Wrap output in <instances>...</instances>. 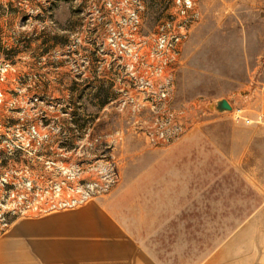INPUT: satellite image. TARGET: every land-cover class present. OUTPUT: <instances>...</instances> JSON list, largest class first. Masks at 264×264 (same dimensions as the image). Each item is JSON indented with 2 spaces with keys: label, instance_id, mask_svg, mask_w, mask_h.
Listing matches in <instances>:
<instances>
[{
  "label": "rangeland",
  "instance_id": "374dc122",
  "mask_svg": "<svg viewBox=\"0 0 264 264\" xmlns=\"http://www.w3.org/2000/svg\"><path fill=\"white\" fill-rule=\"evenodd\" d=\"M109 1L0 0V209L116 178L74 208L10 218L0 237L98 202L155 229L164 264H197L255 218L264 230V0H195L199 19L163 77L173 0ZM176 114L187 133L155 145L144 132L175 130Z\"/></svg>",
  "mask_w": 264,
  "mask_h": 264
},
{
  "label": "crops",
  "instance_id": "0c3cea01",
  "mask_svg": "<svg viewBox=\"0 0 264 264\" xmlns=\"http://www.w3.org/2000/svg\"><path fill=\"white\" fill-rule=\"evenodd\" d=\"M256 220L197 264H264V230ZM136 222L94 202L22 223L0 237V264H164L153 250L160 247L153 243L155 229L151 233Z\"/></svg>",
  "mask_w": 264,
  "mask_h": 264
},
{
  "label": "built area",
  "instance_id": "2783aa9c",
  "mask_svg": "<svg viewBox=\"0 0 264 264\" xmlns=\"http://www.w3.org/2000/svg\"><path fill=\"white\" fill-rule=\"evenodd\" d=\"M107 5H110V1L106 0ZM174 5L177 8L178 16L176 17V29L170 28V24H166L168 29L164 31L163 34L158 36L157 40V56L160 60V65L155 70V73L159 77H163L164 69L167 66L174 65L180 56V47L184 40L187 38L192 24L199 19V13L195 9V0H173ZM136 16H134L135 18ZM137 21V20H136ZM135 60L136 53L133 54ZM132 75H134L135 69L134 65L128 66ZM143 75L139 77V85L142 89L148 90L152 87L151 80H149L148 71L142 69ZM5 69H0V81H3ZM146 75V76H144ZM135 77V76H134ZM1 97V93H0ZM233 111V109L231 108ZM230 110V111H231ZM239 117L240 110L235 112ZM261 116H259V119ZM184 120L180 119L176 114V127L169 133L165 130H159V133H153L152 131L144 132L150 137L152 142L157 145L158 139L163 140L162 136L166 135H176V139L184 136L188 129ZM247 123L248 120H245ZM162 128V127H160ZM34 134H37L35 127L31 128ZM164 136V137H165ZM111 173H113L114 165H112ZM116 183V178L114 174H108L104 180H90L83 182L80 186H76L73 190L75 194L72 197L61 196L62 189L59 185L54 188V195L50 199H43V197H38L36 200L29 202L25 199H19L21 205L13 204L12 206H1L0 209V235L7 232L10 227L9 219L19 214H33L40 215L48 212L56 211L59 209H71L78 205L85 203L88 199L92 197H101L113 187ZM26 203V205H25Z\"/></svg>",
  "mask_w": 264,
  "mask_h": 264
},
{
  "label": "water",
  "instance_id": "95a60500",
  "mask_svg": "<svg viewBox=\"0 0 264 264\" xmlns=\"http://www.w3.org/2000/svg\"><path fill=\"white\" fill-rule=\"evenodd\" d=\"M217 107L221 111H225V110L230 111L231 110L230 105L225 100L218 102Z\"/></svg>",
  "mask_w": 264,
  "mask_h": 264
},
{
  "label": "bare ground",
  "instance_id": "6f19581e",
  "mask_svg": "<svg viewBox=\"0 0 264 264\" xmlns=\"http://www.w3.org/2000/svg\"><path fill=\"white\" fill-rule=\"evenodd\" d=\"M229 104V103H228Z\"/></svg>",
  "mask_w": 264,
  "mask_h": 264
}]
</instances>
